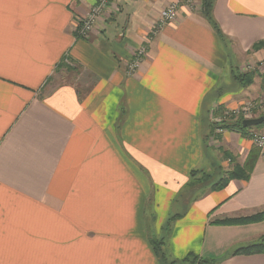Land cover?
Returning <instances> with one entry per match:
<instances>
[{
	"label": "crops",
	"instance_id": "obj_1",
	"mask_svg": "<svg viewBox=\"0 0 264 264\" xmlns=\"http://www.w3.org/2000/svg\"><path fill=\"white\" fill-rule=\"evenodd\" d=\"M97 1L0 0V264H161L165 223L173 260L264 264L234 252L264 236V156L210 119L264 99V0H215L219 32L201 0H111L81 37Z\"/></svg>",
	"mask_w": 264,
	"mask_h": 264
},
{
	"label": "built area",
	"instance_id": "obj_2",
	"mask_svg": "<svg viewBox=\"0 0 264 264\" xmlns=\"http://www.w3.org/2000/svg\"><path fill=\"white\" fill-rule=\"evenodd\" d=\"M110 7L111 0H98L86 17L77 21L75 28L77 34L81 37H89L94 32L100 17L106 12H109ZM177 15V3L173 2L165 6L160 13V18L158 20L159 26L174 20ZM145 55V47L138 48L134 54L135 58L127 63L128 72L136 73L139 70L142 61L144 60ZM247 103L248 104L242 108L238 107L233 111L230 110L231 112L227 110L223 113V115L216 114L218 106L214 105L210 110V119L212 124L216 126V131L222 133L225 130V123H227V119L229 118H235L240 121L243 119L255 118L258 116L256 115L257 112H264V99H262L258 104H254L253 102ZM248 135L253 144L260 148L261 153L264 156V130L248 127Z\"/></svg>",
	"mask_w": 264,
	"mask_h": 264
},
{
	"label": "trees",
	"instance_id": "obj_3",
	"mask_svg": "<svg viewBox=\"0 0 264 264\" xmlns=\"http://www.w3.org/2000/svg\"><path fill=\"white\" fill-rule=\"evenodd\" d=\"M215 0H201V6H202V11L205 14L206 18L209 20L210 24L213 26V28L219 32V28L217 26V24L214 22L213 18L211 17V11L213 8V3ZM64 64V63H63ZM242 122V120H241ZM241 122H237V126L241 129V130H247L248 128H245L242 126ZM230 124H226L225 127H230ZM237 169V167H235L234 170L229 171L228 177L226 178H222L220 181L216 182L213 185V189H219L222 188L223 186L226 185L227 181L235 176H237V174L241 173V174H245L244 172V168H240ZM177 217V215L173 216L170 221H173L175 218ZM264 218V210L256 215H253V217H251L250 219H263ZM237 221H240V219H228L225 220L223 222H228V223H235ZM152 246L156 252V254L159 256L160 260L163 262H167V253L164 250L163 244H164V240L163 239H159L157 238V240H151ZM264 251V236H262V238L257 241L254 242L250 245L247 246H243L240 247L238 249H236L234 252L235 253H245V254H251V253H258V252H263ZM190 261L194 264H211V261L207 258L198 256V255H194V254H189V256H187L186 258H184L183 260H172V262H170L171 264H185V262Z\"/></svg>",
	"mask_w": 264,
	"mask_h": 264
},
{
	"label": "rangeland",
	"instance_id": "obj_4",
	"mask_svg": "<svg viewBox=\"0 0 264 264\" xmlns=\"http://www.w3.org/2000/svg\"><path fill=\"white\" fill-rule=\"evenodd\" d=\"M102 17V16H101ZM100 17V18H101ZM164 25V24H163ZM163 25H161V26H163ZM161 26H159V22L157 23V25H156V28L157 29H159V28H161ZM245 69H248V70H251V71H248V73H245V75H242V76H239L240 78H243V77H245V78H247L248 80L247 81H252L253 80V72H254V74L255 73H259V70L255 67V68H253V67H245ZM247 70H245V71H241L240 70V74H243V72H246ZM127 72H128V70H127ZM261 75H264V73H261ZM248 103L247 102H244L241 106H238V107H240V108H242L243 106H245V105H247ZM253 104V103H252ZM234 109H236V108H234ZM234 109H231V111H233ZM230 111V110H229ZM230 111V112H231ZM262 113H264V112H262ZM261 113V114H262ZM264 117V116H263ZM251 128H254V129H259V130H261L262 128H264V123H262V124H260V125H258V126H253V127H251ZM231 170H234L235 169V167L233 166H231V168H230ZM215 175V172L211 175H209V176H207V174H205V173H203V177H201V183H202V185L203 186H208V184H210V183H213V185L215 184V181H217L221 176H218V177H216V176H214ZM224 178H226V175L224 176ZM222 179V178H221ZM220 179V180H221ZM219 180V181H220ZM200 181V180H199ZM218 182V181H217ZM205 183V184H204ZM201 185V186H202ZM168 226H169V223H165L164 224V231L162 232L163 234H161V236L162 235H164L165 236V232H166V230H167V228H168ZM152 234H154L153 233V230H152V232H151ZM164 236H162V237H160V238H158V240L159 239H163L164 240ZM153 240H157V238H156V235H155V237H153L152 238ZM162 248H164V250H165V241H164V244H163V247ZM166 251V250H165ZM158 256V255H157ZM159 257V256H158ZM167 257H168V255H167ZM159 260H160V258H159ZM172 258H170V257H168L167 258V262H163V261H161L160 260V263L161 264H171L170 262H172ZM174 260H176L177 261V259H174ZM180 261V260H179ZM177 264V263H176Z\"/></svg>",
	"mask_w": 264,
	"mask_h": 264
},
{
	"label": "water",
	"instance_id": "obj_5",
	"mask_svg": "<svg viewBox=\"0 0 264 264\" xmlns=\"http://www.w3.org/2000/svg\"><path fill=\"white\" fill-rule=\"evenodd\" d=\"M264 123V117H255L251 119H243L241 124L243 127L248 128V127H253V126H258L260 124Z\"/></svg>",
	"mask_w": 264,
	"mask_h": 264
}]
</instances>
